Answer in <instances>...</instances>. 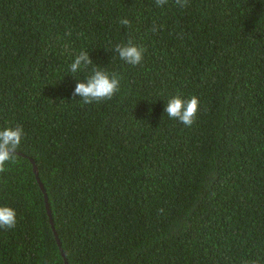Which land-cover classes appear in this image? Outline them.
Instances as JSON below:
<instances>
[{"label": "trees", "instance_id": "16d2710c", "mask_svg": "<svg viewBox=\"0 0 264 264\" xmlns=\"http://www.w3.org/2000/svg\"><path fill=\"white\" fill-rule=\"evenodd\" d=\"M81 51L121 76L111 100L73 97ZM177 95L200 100L191 127L165 113ZM17 124L0 264H264V0H0V129Z\"/></svg>", "mask_w": 264, "mask_h": 264}, {"label": "clouds", "instance_id": "9594fccd", "mask_svg": "<svg viewBox=\"0 0 264 264\" xmlns=\"http://www.w3.org/2000/svg\"><path fill=\"white\" fill-rule=\"evenodd\" d=\"M175 2L179 7L189 6V0H175ZM155 3L158 7H163L168 3V0H155ZM120 23L125 26L130 25L128 19H122ZM68 35L70 36L71 33L69 32ZM114 51L127 64L138 66L144 59L146 49L129 41L127 44H117ZM70 71L72 73L88 71V75L83 81L78 80L73 92V97L79 96L80 102L85 105L111 100L120 91L121 76L97 65L93 66V60L86 51H81L75 56L70 65ZM199 107L200 100L195 95L189 99H183L177 95L167 101L165 113L171 119L179 120L185 126L191 127L196 123ZM24 136V129L18 124L14 127L0 129V173L6 171V164L15 162L17 149ZM16 224L17 212L15 209L10 206H0V229H13Z\"/></svg>", "mask_w": 264, "mask_h": 264}, {"label": "water", "instance_id": "95a60500", "mask_svg": "<svg viewBox=\"0 0 264 264\" xmlns=\"http://www.w3.org/2000/svg\"><path fill=\"white\" fill-rule=\"evenodd\" d=\"M32 164H33V170H34V174L36 176V179H37V181L39 183V186H40L42 192L45 195L47 213L49 215V219H50V222L52 224V227L54 228V223H53V220H52V215H51V210H50L49 203H48V197H47V194H46V190L44 189L43 184L41 183V180L39 178V170H38V167L36 166V164L33 161H32ZM55 236L57 238L58 245L61 246L60 240L58 239V235H57L56 232H55ZM63 256L65 257V254H63Z\"/></svg>", "mask_w": 264, "mask_h": 264}]
</instances>
